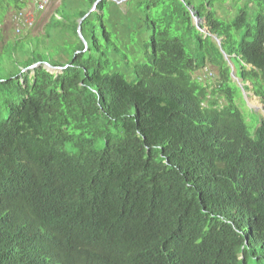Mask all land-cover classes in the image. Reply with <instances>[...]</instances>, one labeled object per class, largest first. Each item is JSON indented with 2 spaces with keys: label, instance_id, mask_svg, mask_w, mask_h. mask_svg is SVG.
I'll use <instances>...</instances> for the list:
<instances>
[{
  "label": "trees",
  "instance_id": "obj_1",
  "mask_svg": "<svg viewBox=\"0 0 264 264\" xmlns=\"http://www.w3.org/2000/svg\"><path fill=\"white\" fill-rule=\"evenodd\" d=\"M96 1L0 0V264H264V118L188 11L264 109V0H101L84 46Z\"/></svg>",
  "mask_w": 264,
  "mask_h": 264
},
{
  "label": "rangeland",
  "instance_id": "obj_2",
  "mask_svg": "<svg viewBox=\"0 0 264 264\" xmlns=\"http://www.w3.org/2000/svg\"><path fill=\"white\" fill-rule=\"evenodd\" d=\"M60 4V0H50L48 6L46 9H44L42 12H37L34 8V4H32V2L28 3V6L25 7V9L29 10L32 13V26L28 29H24L21 30V32H32L33 35L36 36H42L44 33V27L45 24L47 23L50 14L52 13V9H55L58 5ZM194 4L197 6L198 5V1L195 2ZM234 14V11L232 10L230 12V14L228 15H223L221 13V16L225 19H229L232 15ZM12 17L13 14H9L5 20V24H4V29H5V33L3 35V37L7 40L10 37H12L14 34H19L16 32V26L14 24L13 26V22H12ZM202 23H204V20H201ZM14 29L15 33H12V29ZM207 68L210 72L209 76H205L202 79V83L210 85L211 87H213V85H216L218 82V78H219V74L217 72V70L212 67L211 65L207 64L205 65V67H203V70ZM194 77H198V71H196L193 75ZM235 84V82H233ZM244 84H246L247 87L250 86L249 83L244 82ZM236 85V84H235ZM236 92H235V104L239 107L240 111L243 114V118L245 120V123L250 127V126H254L257 127L258 125V120L264 118V112L263 109L260 108V99H258L256 96H254V94L252 93L251 89H247L244 90L243 92L247 95L248 102H245L244 97L242 96V92L241 90L235 86ZM221 101H223V99H221Z\"/></svg>",
  "mask_w": 264,
  "mask_h": 264
},
{
  "label": "water",
  "instance_id": "obj_3",
  "mask_svg": "<svg viewBox=\"0 0 264 264\" xmlns=\"http://www.w3.org/2000/svg\"><path fill=\"white\" fill-rule=\"evenodd\" d=\"M99 1H101V0H97V1L93 4V6L89 9V11H87L86 14H85L81 19H79L78 22H77V35H78V37L81 39V41L83 42L84 46L86 45V43H85V41H84V39L82 38V35H81V33H80V25H81V22H82V21H83L88 15H89V13L95 10V8H96V4H97ZM111 1H113V2L116 3V4H122V3H124L126 0H111ZM188 11H189V14H190V16H191V20H192L194 26L196 27V29H198L199 31H201L203 34L210 36V37L214 40V42H215V44L218 46V48L220 49V53H221L223 59L227 62V64H228L229 67H230V73H229L230 78H231V80H233V81L235 82L236 86L241 90V92H242V96L244 97L245 102L247 103V102H248V99H249V98H248L249 96L247 97V95L243 92V91H244V89H243L244 83H243V81H242L241 78H239V77L236 76L235 68H234V67L232 66V64L230 63L228 56H227V55L221 50V48H220V39L217 38L216 36H212V35L209 34L204 28H201V27L199 26L200 23H201L202 21H201L200 19H198V17L194 14V12H193V10H192V7H189V8H188ZM38 65H40V63L32 64L31 66L27 67V70H29V69H33V68H35V67L38 66ZM42 66L45 68V70H46L47 72H50V73H58V72H60L62 69H64V68L66 67V66H64V67H54V66H51L50 64H48L47 62H43V63H42ZM260 108H262V105H260ZM262 109H263V108H262ZM263 112H264V111H263Z\"/></svg>",
  "mask_w": 264,
  "mask_h": 264
},
{
  "label": "built area",
  "instance_id": "obj_4",
  "mask_svg": "<svg viewBox=\"0 0 264 264\" xmlns=\"http://www.w3.org/2000/svg\"><path fill=\"white\" fill-rule=\"evenodd\" d=\"M50 0H35L34 9L38 12H42L47 8ZM12 22L16 26V32L20 33L21 30L30 28L32 26V13L29 11H21L17 14H14L12 17ZM204 72H207V69H204ZM209 75V73H207Z\"/></svg>",
  "mask_w": 264,
  "mask_h": 264
},
{
  "label": "clouds",
  "instance_id": "obj_5",
  "mask_svg": "<svg viewBox=\"0 0 264 264\" xmlns=\"http://www.w3.org/2000/svg\"><path fill=\"white\" fill-rule=\"evenodd\" d=\"M34 1L35 0H30V2H33V4H34ZM35 8V7H34ZM33 8V9H34ZM21 11H29V10H27V9H25V8H23ZM21 11H19V12H21ZM30 12V11H29ZM38 12V11H37ZM18 12H16V13H14V14H17ZM13 14V15H14ZM13 26H14V24H13ZM15 29V28H14ZM28 29V28H27ZM229 66V65H228ZM233 66V65H232ZM205 67V66H204ZM230 68V67H229ZM205 69H207V68H205ZM207 73H209V75H210V72H209V70L207 69V72H204V70H203V68H201V69H199L198 70V77L196 78L197 79V81H199V82H201L202 83V79L205 77V76H209V75H207ZM230 73V72H229ZM230 77V76H229ZM231 79V78H230ZM243 81V80H242ZM232 82H234L233 80H232ZM244 83V82H243ZM236 86V85H235ZM244 86H246V84H244ZM243 86V87H244ZM251 87L249 86V89H250ZM218 103H219V105H221L222 103H223V101H221V99H219V101H218ZM260 105H262L261 103H260ZM263 108V107H262ZM263 111H264V109H263Z\"/></svg>",
  "mask_w": 264,
  "mask_h": 264
},
{
  "label": "crops",
  "instance_id": "obj_6",
  "mask_svg": "<svg viewBox=\"0 0 264 264\" xmlns=\"http://www.w3.org/2000/svg\"><path fill=\"white\" fill-rule=\"evenodd\" d=\"M31 3V2H30ZM32 4H33V2H32Z\"/></svg>",
  "mask_w": 264,
  "mask_h": 264
}]
</instances>
